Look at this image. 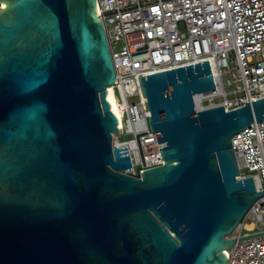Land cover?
Masks as SVG:
<instances>
[{"label":"water","instance_id":"95a60500","mask_svg":"<svg viewBox=\"0 0 264 264\" xmlns=\"http://www.w3.org/2000/svg\"><path fill=\"white\" fill-rule=\"evenodd\" d=\"M0 264H225L256 198L232 136L264 96L198 108L210 61L142 77L163 163L128 174L97 0H0Z\"/></svg>","mask_w":264,"mask_h":264},{"label":"built area","instance_id":"2783aa9c","mask_svg":"<svg viewBox=\"0 0 264 264\" xmlns=\"http://www.w3.org/2000/svg\"><path fill=\"white\" fill-rule=\"evenodd\" d=\"M97 8L115 71L110 86L121 106L112 144L126 145L128 174L139 176L142 169L163 163L142 77L208 60L216 88L198 94V108L229 110L264 96V0H97ZM232 145L237 177L251 175L256 188L264 190V119L236 132ZM263 223L264 194L227 237L264 231ZM225 252V264H264V233L235 240Z\"/></svg>","mask_w":264,"mask_h":264},{"label":"bare ground","instance_id":"6f19581e","mask_svg":"<svg viewBox=\"0 0 264 264\" xmlns=\"http://www.w3.org/2000/svg\"><path fill=\"white\" fill-rule=\"evenodd\" d=\"M0 7H3L2 3L0 5ZM107 94H108V97H109L111 105H112V107H110V108L112 109L113 112L116 111L117 116H118V120H119V123H120V108H121V106L117 102V99H116V96L114 94L112 86H108L107 87ZM198 97H199L198 94L195 95V97H194L195 101H196V99H198ZM252 226H253L252 222H248L247 223V227L251 228Z\"/></svg>","mask_w":264,"mask_h":264},{"label":"rangeland","instance_id":"374dc122","mask_svg":"<svg viewBox=\"0 0 264 264\" xmlns=\"http://www.w3.org/2000/svg\"><path fill=\"white\" fill-rule=\"evenodd\" d=\"M116 91H117V89H116ZM137 97H135V98H133V99H131V98H129L130 100H134V99H136ZM129 137V134H119V138L120 139H125V138H128ZM264 224V223H263Z\"/></svg>","mask_w":264,"mask_h":264}]
</instances>
